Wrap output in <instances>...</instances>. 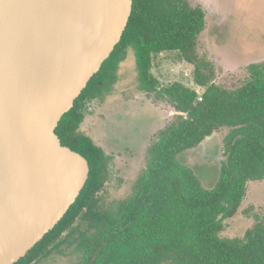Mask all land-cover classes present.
Here are the masks:
<instances>
[{
    "label": "trees",
    "instance_id": "obj_1",
    "mask_svg": "<svg viewBox=\"0 0 264 264\" xmlns=\"http://www.w3.org/2000/svg\"><path fill=\"white\" fill-rule=\"evenodd\" d=\"M205 25L203 8L188 0H133L121 40L56 129L63 145L88 159L87 182L55 227L14 264H36L70 244L82 252L77 264H264V219L243 236L223 235L225 220L248 197V184L264 180V64H251L241 86L218 85L213 62L197 51ZM131 50L140 89L167 97L179 113L149 147L130 197L104 205L99 193L109 161L81 126L87 105L113 87ZM164 51L194 66V82L204 87L201 100L182 82L160 89L152 58ZM221 128L230 130L227 159L216 183L206 187L179 157Z\"/></svg>",
    "mask_w": 264,
    "mask_h": 264
},
{
    "label": "water",
    "instance_id": "obj_2",
    "mask_svg": "<svg viewBox=\"0 0 264 264\" xmlns=\"http://www.w3.org/2000/svg\"><path fill=\"white\" fill-rule=\"evenodd\" d=\"M133 0H0V264L55 227L88 159L56 129L121 40Z\"/></svg>",
    "mask_w": 264,
    "mask_h": 264
},
{
    "label": "rangeland",
    "instance_id": "obj_3",
    "mask_svg": "<svg viewBox=\"0 0 264 264\" xmlns=\"http://www.w3.org/2000/svg\"><path fill=\"white\" fill-rule=\"evenodd\" d=\"M205 11L206 25L198 38L197 51L215 66V82L234 89L250 76L251 64H264V0H188ZM153 75L160 89L182 82L203 95L204 87L194 82V66L180 59L176 51H164L152 58ZM179 112L162 95L139 87L134 52L121 63L118 79L101 97L89 103L81 131L90 135L107 155L108 180L99 193L104 205L130 197L138 177L146 169L148 149ZM221 128L198 147L180 155L206 187L219 178L227 159ZM248 197L240 211L225 220L223 235L243 236L258 220L264 219V180L248 184ZM82 252L65 245L36 264H77Z\"/></svg>",
    "mask_w": 264,
    "mask_h": 264
},
{
    "label": "built area",
    "instance_id": "obj_4",
    "mask_svg": "<svg viewBox=\"0 0 264 264\" xmlns=\"http://www.w3.org/2000/svg\"><path fill=\"white\" fill-rule=\"evenodd\" d=\"M199 99L201 100L202 99V96H199Z\"/></svg>",
    "mask_w": 264,
    "mask_h": 264
}]
</instances>
